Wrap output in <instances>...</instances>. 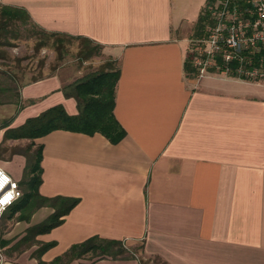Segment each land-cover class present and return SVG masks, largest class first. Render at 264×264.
Instances as JSON below:
<instances>
[{"label": "crops", "instance_id": "0c3cea01", "mask_svg": "<svg viewBox=\"0 0 264 264\" xmlns=\"http://www.w3.org/2000/svg\"><path fill=\"white\" fill-rule=\"evenodd\" d=\"M206 2L0 0L24 10L44 32L100 46L119 70L113 116L124 136L116 144L60 130L33 141L42 147L38 195L77 200L58 226L37 236L54 242L42 262L96 237L142 242L146 255L167 264H264V83L184 72ZM70 76L52 73L22 84L21 108L0 106V119L11 118L0 141L5 129L50 107L75 115V101L61 92L79 78ZM0 168L18 185L19 157L0 161ZM51 213L38 209L33 224ZM0 264L36 262L0 251Z\"/></svg>", "mask_w": 264, "mask_h": 264}, {"label": "trees", "instance_id": "16d2710c", "mask_svg": "<svg viewBox=\"0 0 264 264\" xmlns=\"http://www.w3.org/2000/svg\"><path fill=\"white\" fill-rule=\"evenodd\" d=\"M209 1L211 0H207L206 3ZM202 20L203 15L201 13L194 26L193 35L197 34ZM26 21L30 22L24 10L16 7L0 6V60L4 58L2 49L7 46V36L10 26L15 23L24 25ZM39 33L54 38L53 46L55 50L61 49L59 40L57 39L59 37L81 41L82 45H80L77 52V58L81 61L87 60L91 56H96L99 54L97 52L101 49L100 46L84 38L47 33L40 29ZM109 61L100 70L87 73L61 88L64 97H70L75 101V115H67L60 105H56L46 109L35 117L26 119L20 126L7 128L3 132V140H28L30 141L29 144L34 147L33 153L24 166L22 179L18 183V186L23 188L22 195L5 211H10L9 213L13 214L19 210H23L29 203L34 201L40 206L49 204V208L52 209V213L43 221L26 229V234L31 239L38 235L46 234L58 226L62 221V217L77 203V200L73 198H44L38 195L37 187L40 182L39 160L42 147L32 142L57 130L80 133L87 136L99 134L111 144H116L124 136V131L113 116L114 87L119 70L115 61ZM183 70L187 75H193V69L188 56H186L184 61ZM14 97L15 101L12 104L15 106L14 112H16L21 108V104L19 103L17 93ZM10 121L11 118L5 120L0 125V128L8 127ZM119 244L120 242L117 241H106L92 237L70 246L62 255L53 258L48 263L40 261L39 258L44 252L54 246V242L41 244L35 251V254L37 264H66L72 260L79 259L87 253L93 254L98 260L103 258L115 260L118 253H114L113 249L119 246Z\"/></svg>", "mask_w": 264, "mask_h": 264}, {"label": "rangeland", "instance_id": "374dc122", "mask_svg": "<svg viewBox=\"0 0 264 264\" xmlns=\"http://www.w3.org/2000/svg\"><path fill=\"white\" fill-rule=\"evenodd\" d=\"M57 39L61 46L60 50H55L54 38L40 34L39 29L31 22L26 21L24 25L15 23L10 26L7 46L2 49L4 58L0 60V106L10 104L13 109L12 103L15 101L14 95L18 88L33 79L52 73L80 77L100 70L110 62V59L101 55V49L96 56L81 61L77 58V52L82 45L81 41L64 37ZM4 120L0 119V125ZM29 143L28 140L26 142L2 139L0 141V161L12 162L13 158L19 157L23 161V172L27 160L34 151V147ZM19 188L23 192V188L21 186ZM48 205L40 206L34 201L23 210L13 214L5 211L0 219V251L8 253L11 259L24 258L34 260L37 264L35 251L43 243L36 240L37 236L31 239L26 234V229L35 225L33 224L34 215L38 209L49 208ZM113 251L118 253L115 260L122 264H167L159 257L146 255L142 242H122ZM39 260L41 261L40 258ZM77 261L78 264H90L97 259L93 254L87 253Z\"/></svg>", "mask_w": 264, "mask_h": 264}, {"label": "built area", "instance_id": "2783aa9c", "mask_svg": "<svg viewBox=\"0 0 264 264\" xmlns=\"http://www.w3.org/2000/svg\"><path fill=\"white\" fill-rule=\"evenodd\" d=\"M202 15L186 49L193 76L211 73L264 83V0H211ZM21 195L0 168V218Z\"/></svg>", "mask_w": 264, "mask_h": 264}]
</instances>
